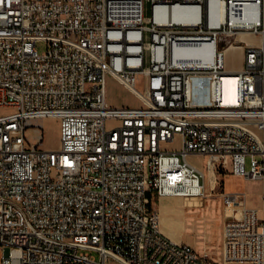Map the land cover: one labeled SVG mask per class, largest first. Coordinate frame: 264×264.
Wrapping results in <instances>:
<instances>
[{"label": "built area", "instance_id": "obj_1", "mask_svg": "<svg viewBox=\"0 0 264 264\" xmlns=\"http://www.w3.org/2000/svg\"><path fill=\"white\" fill-rule=\"evenodd\" d=\"M110 77L139 105L111 106ZM0 109V264H264V0H0ZM192 155L262 184L259 208L223 193L219 260L153 206L204 194Z\"/></svg>", "mask_w": 264, "mask_h": 264}, {"label": "rangeland", "instance_id": "obj_2", "mask_svg": "<svg viewBox=\"0 0 264 264\" xmlns=\"http://www.w3.org/2000/svg\"><path fill=\"white\" fill-rule=\"evenodd\" d=\"M256 43L258 37L249 39ZM37 49L42 53L46 49V44L41 42ZM242 48L228 49L226 53V66L230 69H241L243 66ZM140 90L144 88L139 86ZM108 101L111 106H138L139 100L120 86L114 78L108 80ZM10 110L0 109V115L9 113ZM35 126L42 130L44 135V149L58 151L61 148L60 138V120L57 118H45L35 123ZM37 132L30 131L28 137L31 143H35ZM180 148V143L173 146ZM189 162L200 169H206L205 180L208 197L190 198L180 197V204L174 199H168L157 206L158 198L154 196L153 206L158 209L161 215V229L171 237L188 242L195 246L201 244L207 245V250L216 259H220V249L222 244L223 225L230 213L226 211L223 203L224 192L249 193V205L258 206L260 196L256 188L252 187L249 180L231 176L225 170L216 168H207L208 158L200 155H192L188 158ZM204 192V193H205ZM204 195V194H203ZM166 214V216H165ZM99 258L98 254H94ZM5 256V251L0 247V262Z\"/></svg>", "mask_w": 264, "mask_h": 264}, {"label": "crops", "instance_id": "obj_3", "mask_svg": "<svg viewBox=\"0 0 264 264\" xmlns=\"http://www.w3.org/2000/svg\"><path fill=\"white\" fill-rule=\"evenodd\" d=\"M252 187H255L256 188V192L257 194H259L260 196V204L258 206H253V205H249V200H248V206L249 207H257L259 208L261 206V192H262V184L261 183H253V184H250ZM152 198H154V196H152ZM168 199H174L177 201V203L180 204V198L176 197V198H158V203H157V206L160 207V204L165 201V200H168ZM166 216V214H165ZM163 232V231H162ZM166 236H168L170 239L176 241V242H184V241H180V239H176V238H173L171 237V235L163 232ZM195 249L198 251V252H204V251H207V245L206 244H201L200 246H197V244H195Z\"/></svg>", "mask_w": 264, "mask_h": 264}, {"label": "bare ground", "instance_id": "obj_4", "mask_svg": "<svg viewBox=\"0 0 264 264\" xmlns=\"http://www.w3.org/2000/svg\"><path fill=\"white\" fill-rule=\"evenodd\" d=\"M169 15L172 16L174 19H181L185 16V12L182 10V9H179V8H174V9H170L169 10ZM228 49H231V48H227L225 51L227 53ZM232 49H236V47H232ZM196 166V165H195ZM197 167V166H196ZM212 164L208 161V164H207V168H212ZM199 170H201V172H203L204 174H206V169H200L199 167H197ZM208 197L207 195V192L204 193V195H202L201 197L199 198H206ZM160 229H161V215H160ZM162 231V229H161ZM174 241V240H173ZM176 242V241H175Z\"/></svg>", "mask_w": 264, "mask_h": 264}]
</instances>
